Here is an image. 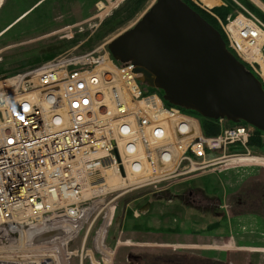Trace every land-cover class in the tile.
<instances>
[{"label": "built area", "instance_id": "built-area-1", "mask_svg": "<svg viewBox=\"0 0 264 264\" xmlns=\"http://www.w3.org/2000/svg\"><path fill=\"white\" fill-rule=\"evenodd\" d=\"M246 14L219 24L264 89V22ZM106 45L0 80V264H113L118 197L223 163L262 165L252 127L218 120L205 136Z\"/></svg>", "mask_w": 264, "mask_h": 264}, {"label": "rangeland", "instance_id": "rangeland-1", "mask_svg": "<svg viewBox=\"0 0 264 264\" xmlns=\"http://www.w3.org/2000/svg\"><path fill=\"white\" fill-rule=\"evenodd\" d=\"M45 1L0 0V72L13 71L10 76L41 66L47 61L39 54L51 46L64 45L53 58L103 46L132 27L155 0H148L120 30L98 39L102 25L123 11L127 0ZM191 1L207 12L226 6L223 0H216L211 8L200 0ZM231 1L237 8L230 20L252 14L237 0ZM263 190L264 165L223 163L190 177L126 193L116 200L111 235L123 244L117 247L113 264H264V220L245 216L240 209L245 203L248 210V195L254 202V192L260 195ZM145 203H150L147 211L136 215Z\"/></svg>", "mask_w": 264, "mask_h": 264}, {"label": "water", "instance_id": "water-1", "mask_svg": "<svg viewBox=\"0 0 264 264\" xmlns=\"http://www.w3.org/2000/svg\"><path fill=\"white\" fill-rule=\"evenodd\" d=\"M107 50L114 61L131 64L139 83L161 92L167 104L208 120L243 122L264 134L259 80L182 0H155L132 27L108 42Z\"/></svg>", "mask_w": 264, "mask_h": 264}, {"label": "trees", "instance_id": "trees-1", "mask_svg": "<svg viewBox=\"0 0 264 264\" xmlns=\"http://www.w3.org/2000/svg\"><path fill=\"white\" fill-rule=\"evenodd\" d=\"M41 0H35V3H38ZM67 1V0H66ZM148 0H127L126 4H125V12L122 14V12L124 11H118L116 12L113 17H111L110 19H108V21H106L102 27H101V31L99 36H97L96 39L100 38V37H107L111 34H113L115 31L120 30L122 27H124L130 20H132L134 18V16H136V14L138 12L141 11V9L144 7V5L146 4ZM186 5H188L193 11H195L197 14H199L208 24H210L214 29H216L221 37L223 38L226 46H227V40L222 32V29L220 27V22L222 24L227 23V19L228 18H233L235 16V11H236V6L235 4L231 1V0H223L226 4V6H222V7H215L210 9V11H205L201 8H199L198 6H196L191 0H182ZM240 4H242L248 11H250L253 15H255L257 18H259L261 21L264 22V13H262L255 5H253L249 0H237ZM263 5H264V0H259ZM47 2H49V0L45 1V4H47ZM63 2V0H62ZM94 2V1H93ZM51 11V10H49ZM48 14V13H46ZM50 14V13H49ZM48 14V15H49ZM47 15V16H48ZM218 18V19H217ZM64 44V43H63ZM64 45H58V46H51L48 47L47 49L43 50L44 53H40V57L43 59V61H49L50 59L53 58V56L55 55L54 53L60 49L63 48ZM228 47V46H227ZM43 54H47V56L45 57ZM52 57V58H51ZM247 69L249 70V68L247 67ZM12 70V69H11ZM7 74L5 72H0V74ZM13 73V71L11 72ZM8 73L7 75L11 74ZM148 92H155V90L152 89H147ZM157 93H159V95H161V92L156 91ZM165 104L167 106H171L169 104H167L165 102ZM182 111L197 117L200 121L201 124V128L203 131V134L207 137H211L214 136L218 133L219 128L217 125V122H214L213 120H208V119H204L200 116H198L196 113L191 112V111H185L183 109H181ZM230 126H234L233 124L229 123ZM239 125H245V123L241 122L239 123ZM263 137L264 134L254 130V134L253 136L250 138L249 140V147L255 151L256 153L263 155L264 154V142H263ZM147 201V200H146ZM141 208V206H140ZM127 217L132 218V214L131 211H127L126 212Z\"/></svg>", "mask_w": 264, "mask_h": 264}, {"label": "flooded vegetation", "instance_id": "flooded-vegetation-1", "mask_svg": "<svg viewBox=\"0 0 264 264\" xmlns=\"http://www.w3.org/2000/svg\"><path fill=\"white\" fill-rule=\"evenodd\" d=\"M254 194H255V197H256V200L254 202H252V200H251L252 199V195H248V199H249L248 202L249 203H247V208H248L249 211L245 210V203H244V208H243V206H240L241 207L240 209L244 210L245 214L247 213L245 216H249L250 214H253L254 216H256L257 219L264 220V216H262V215H264V193L261 192V194L259 195L257 192H254ZM241 204L242 203L240 201L239 205H241ZM226 206L227 205H225L224 208H226ZM227 208H228V206H227ZM240 213H242V214H240ZM240 213H239L240 215H238V216H240L239 218H242L244 213H243V211H240ZM235 215L236 214L232 213V216H235Z\"/></svg>", "mask_w": 264, "mask_h": 264}, {"label": "bare ground", "instance_id": "bare-ground-1", "mask_svg": "<svg viewBox=\"0 0 264 264\" xmlns=\"http://www.w3.org/2000/svg\"><path fill=\"white\" fill-rule=\"evenodd\" d=\"M201 3L203 4V6H206V7H213V5L215 4L216 0H200ZM253 3H255L256 5H258L259 7H261V9L264 11V8L260 5V3L257 1V0H251ZM9 77V75L5 74H0V80H3L5 78ZM7 86L6 83L4 82H0V88H5ZM12 89V86H11V83H10V90ZM15 113H13V116H14ZM264 165V160L262 161V165ZM25 173H27V170L25 169V167L23 168ZM14 173V169H13V165L12 163H10L9 161L6 162V165L4 167V170L2 172L4 178H8L9 181H13V178L11 175H13ZM25 178V177H23ZM139 214V213H138Z\"/></svg>", "mask_w": 264, "mask_h": 264}]
</instances>
